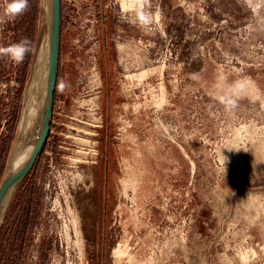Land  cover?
I'll use <instances>...</instances> for the list:
<instances>
[{"label": "rangeland", "instance_id": "rangeland-1", "mask_svg": "<svg viewBox=\"0 0 264 264\" xmlns=\"http://www.w3.org/2000/svg\"><path fill=\"white\" fill-rule=\"evenodd\" d=\"M119 3L60 0L51 126L3 215L14 204L0 264H264V0ZM10 5L0 183L40 14ZM25 198L37 217L18 243Z\"/></svg>", "mask_w": 264, "mask_h": 264}, {"label": "bare ground", "instance_id": "bare-ground-1", "mask_svg": "<svg viewBox=\"0 0 264 264\" xmlns=\"http://www.w3.org/2000/svg\"><path fill=\"white\" fill-rule=\"evenodd\" d=\"M119 1H120L119 5L121 10L127 12V7H130L132 4L130 3V0H119ZM39 3H40L39 6L40 14L38 19V32L33 48V55L30 64V73L28 76V80L24 92L21 116L19 119L17 130L15 132L16 136L4 171V178H7L10 175L16 173L24 166L36 142V138L38 136L39 128L41 125V111L44 104L46 74H47V66H48V50H49V34H50V0H39ZM146 73L147 71L143 70L136 75H138L140 79H142L141 77H143ZM160 100H162V98ZM79 129L82 130L81 128ZM15 189L16 187L13 186L9 190L2 203V208L0 210V224L3 215L5 214L10 204ZM118 251L121 252L120 250Z\"/></svg>", "mask_w": 264, "mask_h": 264}, {"label": "water", "instance_id": "water-1", "mask_svg": "<svg viewBox=\"0 0 264 264\" xmlns=\"http://www.w3.org/2000/svg\"><path fill=\"white\" fill-rule=\"evenodd\" d=\"M60 0H50V34L48 50V66L46 74V86L44 94V104L41 111V125L33 149L24 166L16 173L7 178H3L0 183V210L2 203L9 192L15 186H19L24 177L33 167L38 154L41 152L51 126L54 90L56 84L59 38H60Z\"/></svg>", "mask_w": 264, "mask_h": 264}, {"label": "trees", "instance_id": "trees-1", "mask_svg": "<svg viewBox=\"0 0 264 264\" xmlns=\"http://www.w3.org/2000/svg\"><path fill=\"white\" fill-rule=\"evenodd\" d=\"M22 85L23 83H21V86H20L21 88H22ZM7 153L8 152H6V154ZM34 201L35 202L33 203V201H31L29 198L28 199L25 198L24 203H23L24 205L23 213L21 216L22 218L20 217L22 219V222L20 223L19 221L20 218L18 221L16 219L17 225L15 227V230L20 228V232H18V238H17L18 243H22L24 241V236H25L24 234L28 229L30 216L33 215L34 218L37 217L38 198H36ZM13 210H14V204H11V206L9 207V216L6 215L3 223L0 225V251L3 246V243L6 240V233H7L6 223L10 218V212H13ZM12 229H14V226Z\"/></svg>", "mask_w": 264, "mask_h": 264}, {"label": "clouds", "instance_id": "clouds-1", "mask_svg": "<svg viewBox=\"0 0 264 264\" xmlns=\"http://www.w3.org/2000/svg\"><path fill=\"white\" fill-rule=\"evenodd\" d=\"M27 6H28V0H11L10 11L8 12V15L14 18L15 16L23 13V11H25ZM13 47L18 53L17 55L14 56V59L16 61H21L23 59L25 52L27 51L26 42L17 43Z\"/></svg>", "mask_w": 264, "mask_h": 264}]
</instances>
